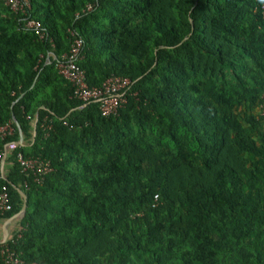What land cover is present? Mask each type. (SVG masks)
<instances>
[{"label":"trees","instance_id":"1","mask_svg":"<svg viewBox=\"0 0 264 264\" xmlns=\"http://www.w3.org/2000/svg\"><path fill=\"white\" fill-rule=\"evenodd\" d=\"M30 17L42 40L0 1V153L22 135L0 224L20 190L8 234L24 262L264 264L258 0H31ZM75 38L88 86L129 80L116 114L58 74ZM18 154L49 161L42 185Z\"/></svg>","mask_w":264,"mask_h":264},{"label":"built area","instance_id":"2","mask_svg":"<svg viewBox=\"0 0 264 264\" xmlns=\"http://www.w3.org/2000/svg\"><path fill=\"white\" fill-rule=\"evenodd\" d=\"M5 7L14 14H20L24 18V28L35 31L39 40L44 38V33L40 31L41 24L30 17L31 0H0ZM90 9V7H88ZM258 10L264 17V0H258ZM83 43L80 39L75 38L70 46L68 53L63 54L56 61V69L67 82L74 88V96L82 101L89 102L91 100L100 102L101 114L110 116L117 113V110L126 102L122 91L129 84L128 79L120 77H111L106 80L100 87H90L86 82L85 72L79 67ZM49 57V56H48ZM47 57V58H48ZM40 62V60H39ZM259 116L264 118V106L258 108ZM48 120L45 119L41 125V129L46 131L49 129ZM13 128L8 124L0 127L1 137L10 136ZM18 145L10 143L5 146L4 152L12 151ZM3 152V154H4ZM0 153V169L2 170V157ZM17 162L21 168V172L25 175H31L37 185H42L44 178L52 171L49 161L39 158H23L20 154L17 156ZM10 210L9 198L6 188L2 187L0 191V213ZM8 240L11 242L8 244ZM15 242L12 236L6 239L5 243L0 246L1 264H27L21 258V253L14 248Z\"/></svg>","mask_w":264,"mask_h":264},{"label":"water","instance_id":"3","mask_svg":"<svg viewBox=\"0 0 264 264\" xmlns=\"http://www.w3.org/2000/svg\"><path fill=\"white\" fill-rule=\"evenodd\" d=\"M36 124H37V120H35V122H34V125H33L34 129L36 128ZM18 130H19L20 137H19L18 142H16V144L21 145L22 144V135H21V131L19 128H18ZM5 158H6V152H4L3 157H2V166L4 165ZM19 192H20V194L24 200L22 208L17 214L13 215L11 218H9L8 220H6L2 224H0V233H1L0 245L5 243L6 239L8 238V227H9V225L12 224L14 221L20 220L25 214L26 198H25V195L20 190H19Z\"/></svg>","mask_w":264,"mask_h":264},{"label":"crops","instance_id":"4","mask_svg":"<svg viewBox=\"0 0 264 264\" xmlns=\"http://www.w3.org/2000/svg\"><path fill=\"white\" fill-rule=\"evenodd\" d=\"M0 239H1V233H0Z\"/></svg>","mask_w":264,"mask_h":264}]
</instances>
